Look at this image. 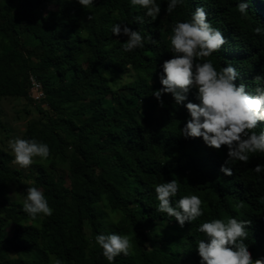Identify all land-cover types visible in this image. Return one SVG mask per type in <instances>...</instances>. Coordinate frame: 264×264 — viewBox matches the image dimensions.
<instances>
[{"label": "trees", "instance_id": "1", "mask_svg": "<svg viewBox=\"0 0 264 264\" xmlns=\"http://www.w3.org/2000/svg\"><path fill=\"white\" fill-rule=\"evenodd\" d=\"M239 2L184 0L169 14L168 0H156L161 11L153 20L131 0L88 7L78 0H0V104H35L40 116L27 121L23 139L46 143L51 153L26 170L0 146V264H109L95 237L113 232L130 236L133 250L112 264H200L196 241L206 237L198 226L230 217L250 221L245 243L254 260L264 258V171H254L264 152L250 153L246 164L233 161V174L225 175V146L216 150L180 131L190 119L185 105L199 103L197 90L183 104L164 93L161 106L154 96L163 87L162 64L173 55L172 26L197 7L226 40L207 59L218 71L231 64L236 83L252 94L264 87V0H250L246 15ZM116 24L139 31L144 47L124 51L128 38L112 33ZM31 76L43 84L41 102L30 95ZM254 131H264V122ZM172 179L180 185L173 206L184 195L202 201L204 214L183 227L156 210L154 186ZM27 180L44 192L52 215L32 219L23 211L12 192Z\"/></svg>", "mask_w": 264, "mask_h": 264}, {"label": "clouds", "instance_id": "2", "mask_svg": "<svg viewBox=\"0 0 264 264\" xmlns=\"http://www.w3.org/2000/svg\"><path fill=\"white\" fill-rule=\"evenodd\" d=\"M249 2L240 0L237 4L242 15L247 14ZM78 3L88 7L94 0H78ZM183 3L184 0H168L166 11L170 14ZM131 5L146 9L145 14L153 20L161 11L156 0H131ZM111 31L116 36L128 38L123 43L126 52L144 47V37L127 25H113ZM254 32L261 34V28L256 27ZM168 40L173 55L162 64L160 83L163 87L154 91V96L161 106L164 93L171 94L176 104H183L187 94L193 88L197 90L199 103L188 102L185 105L190 119L180 131L185 137L202 138L208 147L216 150L225 146L228 158L221 166V172L231 176L233 173L229 165L233 161L246 164L250 153L264 152V131L259 134L254 131L260 122H264V87L257 86L255 94H252L244 83H236L239 73L231 64L218 71L207 59L218 52L226 40L222 32L208 21L203 7H197L190 20L174 22ZM254 79L259 81L261 77ZM8 147L14 155L13 163L21 168L30 167L34 157L44 160L51 154L48 144L35 139L15 137L8 140ZM254 171H264V165H257ZM154 188L158 200L156 210L174 217L181 227L204 214L202 201L194 194L181 196L173 206L172 198L177 196L180 188L176 179L158 183ZM22 207L32 219L40 214H53L44 192L33 186L27 187ZM249 223L235 217L201 223L197 231L203 233L206 239L196 241L200 264H264V258L253 259L245 243ZM95 242L103 250L102 254L109 264L120 254L127 256L133 250L130 236L115 232L99 234ZM53 264H62V261L54 259Z\"/></svg>", "mask_w": 264, "mask_h": 264}, {"label": "rangeland", "instance_id": "3", "mask_svg": "<svg viewBox=\"0 0 264 264\" xmlns=\"http://www.w3.org/2000/svg\"><path fill=\"white\" fill-rule=\"evenodd\" d=\"M51 8L54 6L51 5ZM129 73H125L123 76L128 77ZM78 106V103L75 105ZM26 110L29 112L27 113ZM30 113V114H29ZM40 114L37 112V108L35 104H30L27 99H16V98H5L2 100L0 104V120H2L3 126H0V146H4L6 149H11L8 147V140L13 139L15 137L23 138V132L25 130L26 123L29 119L39 118ZM12 152V151H11ZM36 161V157L33 158V163ZM32 163V164H33ZM14 166L21 168L19 165L13 163ZM34 167L31 165L28 168L22 169H30ZM27 186L19 191V189H14L12 194H16V198L23 200L26 194V189L31 184V180H27ZM70 184V181L67 182ZM21 192V193H20ZM22 196H19L20 194Z\"/></svg>", "mask_w": 264, "mask_h": 264}, {"label": "built area", "instance_id": "4", "mask_svg": "<svg viewBox=\"0 0 264 264\" xmlns=\"http://www.w3.org/2000/svg\"><path fill=\"white\" fill-rule=\"evenodd\" d=\"M30 95L37 102L43 101L46 96L43 84L35 76L30 78Z\"/></svg>", "mask_w": 264, "mask_h": 264}]
</instances>
